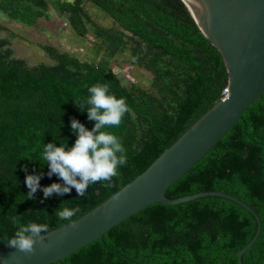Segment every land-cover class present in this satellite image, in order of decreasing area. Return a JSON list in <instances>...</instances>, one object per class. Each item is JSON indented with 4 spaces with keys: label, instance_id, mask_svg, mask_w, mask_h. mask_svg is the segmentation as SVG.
I'll return each instance as SVG.
<instances>
[{
    "label": "trees",
    "instance_id": "obj_1",
    "mask_svg": "<svg viewBox=\"0 0 264 264\" xmlns=\"http://www.w3.org/2000/svg\"><path fill=\"white\" fill-rule=\"evenodd\" d=\"M112 20L96 25L86 6ZM50 9L85 39L94 36V55L128 54L132 67L145 70L147 85L123 86L113 69L94 58H79L40 45L51 64L33 66L14 55L11 36L0 37V247L17 224H47L49 232L66 221L60 207H79L76 221L142 174L209 108L223 99L228 75L217 49L202 34L181 0H0L8 21L36 28ZM0 30L5 27L0 25ZM107 82L110 94L125 98L130 111L114 133L126 149L127 165L118 168L114 187L92 184L83 197L28 199L26 175H41V187L62 183L47 176L43 145L70 148L76 119L88 130L94 121L75 102L88 88ZM25 167L27 172L24 171ZM202 192H223L243 201L259 216L261 231L243 264H264V93L231 130L166 191L168 199ZM256 222L237 204L218 197L165 206L154 203L128 217L100 239L52 264H238L236 254L251 240ZM48 232V233H49Z\"/></svg>",
    "mask_w": 264,
    "mask_h": 264
},
{
    "label": "water",
    "instance_id": "obj_2",
    "mask_svg": "<svg viewBox=\"0 0 264 264\" xmlns=\"http://www.w3.org/2000/svg\"><path fill=\"white\" fill-rule=\"evenodd\" d=\"M198 28L220 53L228 75L226 97L201 116L169 148L130 183L102 204L64 224L35 245L34 255L0 247V264H52L100 239L106 232L144 208L159 203L184 204L218 197L229 200L252 215L256 230L237 252V262L251 249L260 231L256 212L238 198L223 192H202L176 199L167 189L200 161L241 119L264 93V0H181Z\"/></svg>",
    "mask_w": 264,
    "mask_h": 264
},
{
    "label": "clouds",
    "instance_id": "obj_3",
    "mask_svg": "<svg viewBox=\"0 0 264 264\" xmlns=\"http://www.w3.org/2000/svg\"><path fill=\"white\" fill-rule=\"evenodd\" d=\"M88 97L83 103L75 102L87 118L94 121V127L88 130L78 120H71V131L77 135L75 143L68 148L66 142L57 147L53 143L43 145L41 159L47 164V176H57L62 183H52L41 187V175H26L25 184L28 188V199H35V193L43 192L44 199L53 194L64 196L75 189L79 197H83L90 185L98 182L106 189L114 187L113 178L119 175L118 168L127 165L126 149L121 140L106 129L119 127L130 109L126 99L110 94V85L95 84L88 88ZM27 172V168L24 169ZM80 212L79 207H60L55 215L66 221L68 227H75L72 219ZM17 230L9 238L5 237L6 247L15 248L25 255H34L35 245L43 241L49 232L47 224L16 222Z\"/></svg>",
    "mask_w": 264,
    "mask_h": 264
},
{
    "label": "rangeland",
    "instance_id": "obj_4",
    "mask_svg": "<svg viewBox=\"0 0 264 264\" xmlns=\"http://www.w3.org/2000/svg\"><path fill=\"white\" fill-rule=\"evenodd\" d=\"M91 20L100 27H108L112 20L96 7L86 6ZM0 25L5 30H0V37L11 36V47L17 58L23 59L28 65L39 63L51 64L50 58L41 50L40 45H50L60 51H67L79 58H94L97 63L113 69L123 86L131 83L147 85L150 79L145 70L132 67L128 54L107 58L104 54L94 55V36L89 32L82 40L71 32L69 25L50 9V19H40L36 28H25L20 24L8 21L0 13Z\"/></svg>",
    "mask_w": 264,
    "mask_h": 264
},
{
    "label": "built area",
    "instance_id": "obj_5",
    "mask_svg": "<svg viewBox=\"0 0 264 264\" xmlns=\"http://www.w3.org/2000/svg\"><path fill=\"white\" fill-rule=\"evenodd\" d=\"M227 93H228V88H225L222 92L223 98L226 97Z\"/></svg>",
    "mask_w": 264,
    "mask_h": 264
}]
</instances>
